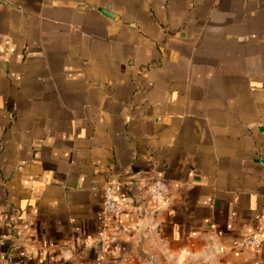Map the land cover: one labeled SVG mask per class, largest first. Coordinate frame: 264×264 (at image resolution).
Returning <instances> with one entry per match:
<instances>
[{"label":"crops","instance_id":"crops-1","mask_svg":"<svg viewBox=\"0 0 264 264\" xmlns=\"http://www.w3.org/2000/svg\"><path fill=\"white\" fill-rule=\"evenodd\" d=\"M263 224L264 0H0V264H264Z\"/></svg>","mask_w":264,"mask_h":264},{"label":"built area","instance_id":"built-area-1","mask_svg":"<svg viewBox=\"0 0 264 264\" xmlns=\"http://www.w3.org/2000/svg\"><path fill=\"white\" fill-rule=\"evenodd\" d=\"M117 188V183L108 185L104 189V213L120 215L124 211V206L119 202L118 198L115 196V190ZM241 243L246 246H262L264 245V224L261 230L256 234H246L241 239Z\"/></svg>","mask_w":264,"mask_h":264},{"label":"water","instance_id":"water-1","mask_svg":"<svg viewBox=\"0 0 264 264\" xmlns=\"http://www.w3.org/2000/svg\"><path fill=\"white\" fill-rule=\"evenodd\" d=\"M100 10L104 13V14H106L107 16H109V17H111V18H114V14L109 10V8L106 6V7H102V8H100ZM143 238V237H142ZM141 243H142V241H141ZM140 243V244H141Z\"/></svg>","mask_w":264,"mask_h":264}]
</instances>
